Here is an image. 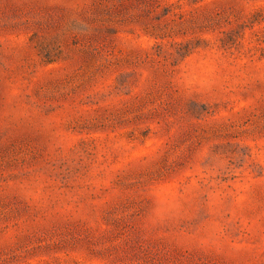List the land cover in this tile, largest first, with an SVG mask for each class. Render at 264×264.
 <instances>
[{
  "label": "rangeland",
  "instance_id": "rangeland-1",
  "mask_svg": "<svg viewBox=\"0 0 264 264\" xmlns=\"http://www.w3.org/2000/svg\"><path fill=\"white\" fill-rule=\"evenodd\" d=\"M0 264H264V0H0Z\"/></svg>",
  "mask_w": 264,
  "mask_h": 264
}]
</instances>
